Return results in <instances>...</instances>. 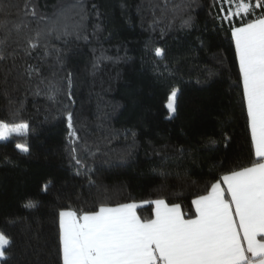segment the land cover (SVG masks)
Listing matches in <instances>:
<instances>
[{
	"label": "trees",
	"instance_id": "16d2710c",
	"mask_svg": "<svg viewBox=\"0 0 264 264\" xmlns=\"http://www.w3.org/2000/svg\"><path fill=\"white\" fill-rule=\"evenodd\" d=\"M247 2L224 19L240 0H0V121L29 126L0 141V264H63V210L136 203L149 220L164 200L193 218V199L251 166L231 36L264 16Z\"/></svg>",
	"mask_w": 264,
	"mask_h": 264
},
{
	"label": "snow or ice",
	"instance_id": "6c2138e0",
	"mask_svg": "<svg viewBox=\"0 0 264 264\" xmlns=\"http://www.w3.org/2000/svg\"><path fill=\"white\" fill-rule=\"evenodd\" d=\"M222 3L225 0H221ZM231 6V0H227ZM256 7L264 9L257 0ZM251 11L240 0L224 19ZM247 106L251 142L257 158L211 184L206 195L192 200L194 218L181 206L155 200V218L141 220L136 203L96 211H61L59 243L63 264H264V16L231 28ZM162 57L161 49L155 50ZM177 91L168 96L169 115L176 112ZM69 135L72 116L68 114ZM29 126L0 121V141L27 136ZM21 153L29 147L17 143ZM75 159V157H73ZM79 163V161H77ZM26 207H33L29 202ZM10 240L0 232V259Z\"/></svg>",
	"mask_w": 264,
	"mask_h": 264
},
{
	"label": "crops",
	"instance_id": "0c3cea01",
	"mask_svg": "<svg viewBox=\"0 0 264 264\" xmlns=\"http://www.w3.org/2000/svg\"><path fill=\"white\" fill-rule=\"evenodd\" d=\"M239 27V26H238ZM243 85V84H242ZM246 103V102H245ZM246 110H247V106H246ZM250 133H251V130H250ZM227 174H230V173H227ZM225 175V174H224ZM223 176V175H222ZM218 181H220L221 182V185H222V187H225L226 188V185H223V182H222V180H221V178L218 180ZM217 182V181H216ZM207 194V193H206ZM206 194H204V195H206ZM197 198V197H196ZM125 204H127V203H125ZM118 206V205H117ZM169 206H172V205H169ZM109 207H115V206H109ZM155 209H156V206H155V204H154V216H153V218H155ZM63 211H69V210H63ZM135 211H136V209H135ZM182 212V211H181ZM136 214H137V212H136ZM138 216V215H137ZM152 218V219H153ZM194 218V217H193ZM187 219V218H186Z\"/></svg>",
	"mask_w": 264,
	"mask_h": 264
}]
</instances>
